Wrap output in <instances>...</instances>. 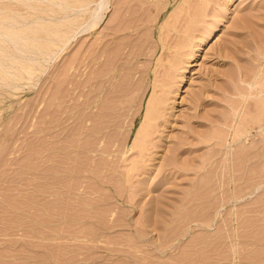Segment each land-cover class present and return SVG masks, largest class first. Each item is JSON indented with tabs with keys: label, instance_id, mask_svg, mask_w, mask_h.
<instances>
[{
	"label": "rangeland",
	"instance_id": "obj_1",
	"mask_svg": "<svg viewBox=\"0 0 264 264\" xmlns=\"http://www.w3.org/2000/svg\"><path fill=\"white\" fill-rule=\"evenodd\" d=\"M85 3L0 0V264H264V0H112L94 28ZM123 44L149 68L141 111L122 152L108 134L84 158L83 55ZM154 94L150 150L127 153Z\"/></svg>",
	"mask_w": 264,
	"mask_h": 264
},
{
	"label": "bare ground",
	"instance_id": "obj_2",
	"mask_svg": "<svg viewBox=\"0 0 264 264\" xmlns=\"http://www.w3.org/2000/svg\"><path fill=\"white\" fill-rule=\"evenodd\" d=\"M62 1H65V0H62ZM86 3L85 4H83L84 5V7L86 6V11L88 10V8H87V5L89 4V3H91L90 1L91 0H89V2H88V0H84ZM93 1V0H92ZM95 1V0H94ZM104 1H106V2H104ZM112 0H98V2L100 3V7L99 8H93V9H91L92 11H90V13H89V10L87 11V12H85V11H83L82 12V22L84 23V25H86L85 27H87V28H94L95 26H97V24L99 23V21L101 20V15H99V14H102V13H104V10L106 11V9H107V7L105 8V6L104 5H106V6H108V4L111 2ZM114 1V0H113ZM144 1V0H143ZM146 1H148V0H146ZM83 2V1H82ZM132 2V1H131ZM139 2V1H138ZM140 2H141V0H140ZM63 3H67V2H63ZM115 3V2H114ZM146 3V2H145ZM152 3V2H151ZM157 3V2H156ZM59 4V3H58ZM82 4V3H81ZM104 4V5H103ZM141 4V3H140ZM154 4V3H153ZM67 5V4H66ZM229 5V4H228ZM70 6V5H69ZM82 6V5H81ZM80 6V7H81ZM97 6H99V5H97ZM101 6H102V9L100 10V8H101ZM89 7V6H88ZM131 7V6H130ZM69 8V7H68ZM71 8V7H70ZM104 8V9H103ZM123 8V7H122ZM84 9V10H85ZM65 9H63V11H64ZM83 10V9H82ZM101 12H100V11ZM120 10V9H119ZM137 10V9H136ZM98 11L100 12L99 14H98ZM121 11V10H120ZM66 12V11H65ZM67 14V13H66ZM135 14V13H134ZM133 14V15H134ZM99 16H101L100 18H99ZM120 16V15H119ZM121 16H122V14H121ZM128 16V15H127ZM125 17V16H124ZM97 18V19H96ZM121 19V18H120ZM125 19V18H124ZM90 20H94V22L92 23V24H90V25H88L89 23V21ZM118 21V20H117ZM126 21V20H125ZM92 22V21H91ZM90 22V23H91ZM83 23H82V25H83ZM88 23V24H87ZM122 23V22H121ZM125 23V22H124ZM120 26H121V24H120ZM120 28V27H119ZM9 29V28H8ZM122 28H120V30H121ZM116 30V29H115ZM115 30H113L114 32H117V31H115ZM128 30V29H127ZM8 31V30H7ZM123 31V30H122ZM213 31H214V28L213 29H209V31L206 33V35L204 36V37H202L201 39H200V41L198 42V43H193V46H194V50H195V53L193 54V55H196L197 54V52L198 51H200L201 49H202V47L204 46V44L206 43V41L211 37V35H212V33H213ZM58 32V31H57ZM14 34V33H13ZM214 34V33H213ZM4 35V34H3ZM64 35H66V34H64ZM56 36H57V34H56ZM68 36V35H67ZM70 37V36H69ZM67 37L65 40H66V42L67 41H69V39L72 37ZM118 37V36H117ZM116 37V38H117ZM54 38V37H53ZM55 38H58L59 39V37H55ZM61 38H63V37H61ZM115 38V39H116ZM119 39V38H118ZM57 40V39H56ZM61 40V39H60ZM64 40V39H63ZM122 40V39H121ZM124 40V39H123ZM120 41V40H119ZM57 42H59V41H57ZM65 42V43H66ZM117 42V41H116ZM142 42V41H141ZM61 43V42H60ZM115 43V42H114ZM121 43V42H120ZM119 43V44H120ZM140 43V42H139ZM118 44V43H117ZM122 44V43H121ZM128 44V43H127ZM143 44V43H142ZM59 45V44H58ZM106 45V44H105ZM114 45H116V44H114ZM113 45V46H114ZM126 45V44H125ZM125 45L123 44V46H124V48L122 49V51L125 49ZM129 45V44H128ZM127 46V45H126ZM142 45H140L139 46V48L141 47ZM112 47V46H111ZM110 47V48H111ZM117 47V46H116ZM120 47V46H119ZM143 47H145L144 45H143ZM108 47H102V50L100 49L99 50V46H98V50H99V52L96 54V53H94V51H93V53H90V54H88L87 55V53H86V55L84 56L83 55V59H82V66H83V83H82V85H83V90H82V92L84 91V93L82 94V95H84V97H82V108L81 109H79L80 110V112H81V110H82V118H81V122H82V130H81V133H82V136H81V138L80 139H82V145H84V146H82V147H84L83 148V153H85L86 155H84L83 153H80V154H82V155H84V156H82V155H80V156H82V157H84L85 158V156L87 157V156H92L93 155V157L94 156H96V155H102L101 154V152H106V153H108L109 151H110V149H112V147L113 146H116V151H121L120 149L122 148V147H124V145L126 144V140H127V137L126 136H128L127 134H129L130 133V131L132 130V126H133V122H131V121H133L134 119H135V116L136 115H138L139 113H140V111H141V105L140 104H142V102H143V99H144V97H145V95H144V93H145V91L147 90V88L148 87H142V85H143V83H144V81H145V78H146V74L148 73V69L146 68V67H148V65H146L145 63V65H143L142 63H141V65H143L142 67L143 68H141V66L139 67V66H135V64H140L139 62H140V60L138 59V58H140L141 56H143V53L140 51V54H133V55H129V54H131V52L129 53V51H126V50H129V49H126L125 51L127 52L126 54H128V55H124V57H126V58H124L125 59V62L123 63V62H121V64L119 63V60L120 59H123V54H124V52L125 51H123L122 53H121V55H119V53H117V52H120L121 50H117V55L119 56H117V57H115V51H114V54L115 55H113L112 57L113 58H116L115 59V61H114V59L112 58L111 59V63L109 62V66H105V64H104V62L105 63H107V61H110V60H107L108 58H110L109 57V53H108V57H107V50H109V49H107ZM138 48V49H139ZM117 49V48H116ZM95 50H96V48H95ZM112 50H114V49H112ZM145 50V49H144ZM143 50V52L145 53V51ZM146 50H147V47H146ZM131 51V50H130ZM149 51V50H148ZM44 52V51H43ZM137 52H138V50H137ZM41 53H42V51H41ZM50 53L51 52H49L48 54L50 55ZM135 53H136V51H135ZM146 53H148V52H146ZM45 55H47L46 53H45ZM148 55H149V53H148ZM146 56H147V54H146ZM107 57V58H106ZM124 59H123V61H124ZM137 59L139 60V62H135V61H137ZM1 60V59H0ZM105 60H107V61H105ZM134 60V61H133ZM135 62V63H134ZM134 63V66L133 65H131V67H129L130 66V64H133ZM1 64V63H0ZM104 64V65H103ZM1 66V65H0ZM103 66H105V67H107L106 69H104V67L102 68ZM2 67V66H1ZM21 67H23V66H21ZM3 68V67H2ZM2 68L0 69V70H2ZM24 68V67H23ZM29 68L30 67H25V70H29ZM82 68V67H81ZM99 68H102L101 70H102V72H100L101 70H99ZM156 68V67H155ZM104 69V70H103ZM22 70V69H21ZM99 70V71H98ZM5 71H8L9 72V70H5ZM123 71V72H122ZM100 72V73H99ZM159 72V71H158ZM122 73H125V75L123 74V76L125 77V76H127L125 79H126V85L124 86V81L122 82L121 80L122 79H119V81H118V77H122V75H120V74H122ZM155 73H156V75H157V71L155 70ZM154 73V74H155ZM159 74V73H158ZM81 75V74H80ZM3 76H4V74H3ZM158 77H159V75H157ZM161 77V76H160ZM159 77V78H160ZM3 78H5V77H3ZM7 78V77H6ZM154 78L156 79V81H160V80H157V78L156 77H154L153 76V80H154ZM163 78V79H162ZM161 79L162 80H165L166 78L165 77H161ZM123 83V87H122V83ZM141 81V82H140ZM165 81H167V80H165ZM121 83V86L120 85H117V84H119V83ZM146 82H148L149 83V80L148 81H146ZM160 82H162V81H160ZM169 82V81H168ZM153 83H155L154 84V88H161L162 89V92L161 91H159V90H161V89H155L156 90V92H157V90L159 91V93H163L164 95H165V93L167 92V90H165V88L167 87L165 84H157V82H153ZM166 83V82H165ZM142 84V85H141ZM146 84V83H145ZM147 85V84H146ZM153 85V84H152ZM118 86H120V87H118ZM119 88V89H118ZM119 91L118 93L116 92V91ZM142 90H145L144 92L142 91ZM151 92V91H150ZM263 92V91H262ZM81 94V93H80ZM164 95H161L160 96V94L158 95L159 97H157V96H155V94H154V96L152 95H149L148 97H150L149 99L147 98V100L146 101H148V103H147V105H146V110H145V112H144V119H143V122L142 123H140L141 125V127L139 128V129H137L136 131L137 132H135V133H137V134H135V138H134V141H132V147H130V148H128V150H127V153H128V151H132V150H134V151H132L131 152V154H133V152H134V154L135 153H140V154H142V155H144V157L146 156V154H144L145 153V151H148V150H150V147H149V144H150V141H151V139H152V137H153V135H155L154 133H155V127L156 126H158L159 125V123H158V120H159V118L161 117V115H162V113H163V109H164V103L166 102V99H165V97H164ZM106 100V101H105ZM262 100V99H261ZM105 101V102H104ZM145 101V102H146ZM107 102V103H106ZM106 103V104H105ZM259 105H261V110L263 109L264 110V101L262 100L259 104H258V106ZM264 112V111H263ZM81 116V115H80ZM79 118V117H78ZM77 118V119H78ZM79 120V119H78ZM92 123V124H91ZM91 125H93V130H94V128H95V130L94 131H91L90 132V130H92V127H91ZM131 128H130V127ZM80 128V127H79ZM97 128V129H96ZM127 128H129L130 130L129 131H127V132H129V133H127L126 132V130H127ZM138 128V127H137ZM127 133V134H126ZM89 134H90V136L92 135L93 136V139H90L89 138V141L91 142V146H90V144L88 143V137L87 136H89ZM109 134V135H108ZM124 134H125V138H123L124 137ZM107 135L108 136H111V137H109V138H112V139H107L106 137H107ZM83 137V138H82ZM106 138V140H108L107 142L108 143H106L107 145L106 146H109L108 144L109 143H111L113 146H110L111 148H109V147H105V146H103L102 148H101V145H103V144H101L100 146L98 145V143L99 142H101L102 140L104 141V139ZM106 140H105V142H106ZM79 141H81V140H79ZM102 141V142H103ZM111 141V142H110ZM153 141V140H152ZM104 143V142H103ZM105 145V144H104ZM81 146V145H80ZM90 146V147H89ZM109 148V149H108ZM114 150H112V152L113 151H115V147L113 148ZM124 148H122V150H123ZM82 150V149H81ZM92 152H94L95 154H92ZM111 152V151H110ZM122 152V151H121ZM91 154V155H90ZM114 154V153H113ZM119 154V153H118ZM121 154V153H120ZM119 154V155H120ZM130 154V153H129ZM119 155H117L118 157H119ZM138 155V154H137ZM141 155V156H142ZM253 155V154H252ZM107 156V155H106ZM112 156H115V155H111V157ZM125 156H128V155H125ZM130 156H132V155H130ZM130 156H129V158H127V160L129 159L130 160ZM254 156V155H253ZM93 157H92V159H93ZM99 157H104V156H99ZM95 158V157H94ZM98 158V157H97ZM107 158L108 159H110V161H112L111 160V158H109V157H106V160H107ZM126 158H124V159H126ZM139 158H140V156H139ZM88 160H87V163H89L90 162V158L88 157L87 158ZM96 159V158H95ZM95 159H94V161H95ZM105 159V158H104ZM137 159H138V156H137ZM136 159V160H137ZM142 159V158H141ZM83 160H86V159H82V161ZM96 160H98V159H96ZM99 160H102V158H100ZM106 160H102V161H104L103 162V164L105 163V161ZM113 160H115V161H117V160H119V159H113ZM89 161V162H88ZM93 163H92V165L94 164V161L93 160H91ZM124 161H126V160H124ZM124 161H117L118 162V165L117 166H120V164L119 163H122V164H124ZM135 161V160H134ZM97 161H95V163H96ZM107 162L108 163H110L109 162V160H107ZM114 162V161H113ZM139 162H140V160H139ZM85 163V162H84ZM84 163L82 164V165H84ZM91 163V162H90ZM108 163L106 164L105 163V165H108ZM112 163V162H111ZM136 163H138V162H136ZM96 164H98V166L100 167V166H103V164H101V165H99V161L96 163ZM96 164H94V165H96ZM115 164H117L116 162H115ZM85 165H87L86 167H89V169L91 168V170L92 171H94L93 170V168H92V165H89V164H85ZM85 165L83 166V169L81 170V171H83V170H85L84 168H86L85 167ZM89 165V166H88ZM93 165V166H94ZM112 165V164H111ZM107 166L108 168H106L105 166L104 167H100V169L101 168H104V170L106 169V170H115L114 168H116V167H113L114 166V163H113V166ZM143 165V164H142ZM91 166V167H90ZM116 166V165H115ZM124 166H127V165H124ZM123 166V167H124ZM139 166H140V164L139 165H130L128 168H130L131 169V172H132V170H137L138 168H139ZM96 168H94L96 171H97V166H95ZM98 167V168H99ZM143 167V166H142ZM118 168V167H117ZM120 168V169H119ZM118 169H116L117 171L119 170H121L122 169V167H119ZM127 169V168H126ZM129 169V170H130ZM87 170V172L88 171H90V170H88V168L86 169ZM99 170V169H98ZM103 169H101V171H102ZM106 170L104 171V172H106ZM115 170V172H117ZM100 171V170H99ZM100 171V172H101ZM118 171V172H119ZM140 171V170H139ZM86 172V173H87ZM98 172V171H97ZM113 172V171H112ZM112 172H108V174L109 173H111V176L114 174H117V173H112ZM82 173H84V171L82 172ZM96 173V172H95ZM121 173H125V172H122L121 171ZM126 173H128L127 171H126ZM85 174V173H84ZM89 174H90V172H89ZM102 174V173H101ZM105 174H107V173H105ZM107 174V175H108ZM131 174V173H130ZM86 175V174H85ZM82 176H83V174H82ZM108 176H110V175H108ZM234 176H235V174H234ZM233 176V177H234ZM238 176V175H237ZM236 176V177H237ZM80 177V176H79ZM86 177V176H85ZM99 177V176H98ZM116 178V177H115ZM88 179H89V177H88ZM108 179V178H107ZM106 179V180H107ZM110 179V178H109ZM108 179V180H109ZM98 180V179H97ZM91 181V180H90ZM104 181V180H103ZM114 181V180H113ZM127 181H129V179H127ZM111 182V181H110ZM234 182V181H233ZM100 183V182H99ZM98 183V184H99ZM103 183V182H102ZM234 183H236V181L234 182ZM238 185H239V182L237 183ZM105 185V184H104ZM114 185H116V183L114 184ZM106 188V187H105ZM242 199V198H241Z\"/></svg>",
	"mask_w": 264,
	"mask_h": 264
}]
</instances>
